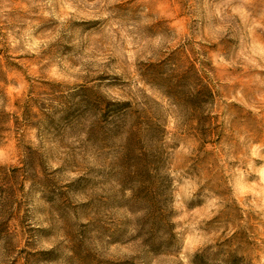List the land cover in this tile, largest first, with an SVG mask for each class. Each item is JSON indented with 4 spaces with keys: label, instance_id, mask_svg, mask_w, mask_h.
I'll use <instances>...</instances> for the list:
<instances>
[{
    "label": "rangeland",
    "instance_id": "374dc122",
    "mask_svg": "<svg viewBox=\"0 0 264 264\" xmlns=\"http://www.w3.org/2000/svg\"><path fill=\"white\" fill-rule=\"evenodd\" d=\"M0 264H264V0H0Z\"/></svg>",
    "mask_w": 264,
    "mask_h": 264
}]
</instances>
